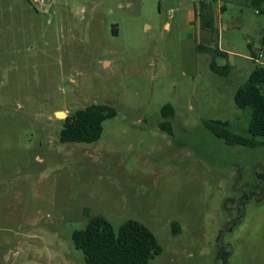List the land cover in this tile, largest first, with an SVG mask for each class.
I'll use <instances>...</instances> for the list:
<instances>
[{
	"label": "rangeland",
	"instance_id": "1",
	"mask_svg": "<svg viewBox=\"0 0 264 264\" xmlns=\"http://www.w3.org/2000/svg\"><path fill=\"white\" fill-rule=\"evenodd\" d=\"M199 43L228 52L227 75ZM257 64L264 4L249 0H0V264H86L72 234L94 214L147 225L163 248L149 264H264V144L204 123L250 136L234 95ZM92 103L117 110L100 140L62 142Z\"/></svg>",
	"mask_w": 264,
	"mask_h": 264
},
{
	"label": "trees",
	"instance_id": "2",
	"mask_svg": "<svg viewBox=\"0 0 264 264\" xmlns=\"http://www.w3.org/2000/svg\"><path fill=\"white\" fill-rule=\"evenodd\" d=\"M249 1L255 7L264 4V0ZM199 18L202 29L213 33L218 32L211 2L205 1L201 4ZM198 48L214 55L210 63V68L214 72L221 75H227L230 72L229 63L219 65L215 60V56L227 57L228 52L219 47L211 48L203 43H199ZM263 89L264 65L257 64L234 95L236 105L249 112L247 131L250 136L233 132L228 120H204L205 125L227 144L252 147L264 144V140L257 139L258 136L264 137ZM161 112L165 119L162 127H165L168 123L167 119L173 117L175 111L170 104H165ZM116 114V108L107 103H92L78 109L64 119L60 140L62 142H96L102 136L104 121ZM257 177L264 181V174L257 173ZM244 202L245 199L241 201L242 206ZM179 229L177 222H174V232L177 233ZM72 238L75 247L83 252L86 264H149L163 250L155 233L141 221L129 219L115 229L110 220L102 214L89 215L86 226L76 229Z\"/></svg>",
	"mask_w": 264,
	"mask_h": 264
},
{
	"label": "flooded vegetation",
	"instance_id": "3",
	"mask_svg": "<svg viewBox=\"0 0 264 264\" xmlns=\"http://www.w3.org/2000/svg\"><path fill=\"white\" fill-rule=\"evenodd\" d=\"M248 198H250V197H248ZM259 202V201H258ZM245 207V204L242 206V209ZM241 210V209H240ZM244 210V209H243ZM240 213V216H242V212H239ZM240 216H239V219H240Z\"/></svg>",
	"mask_w": 264,
	"mask_h": 264
},
{
	"label": "crops",
	"instance_id": "4",
	"mask_svg": "<svg viewBox=\"0 0 264 264\" xmlns=\"http://www.w3.org/2000/svg\"><path fill=\"white\" fill-rule=\"evenodd\" d=\"M216 15V14H215ZM216 20V19H215ZM216 26H217V22H216ZM218 27V26H217ZM204 30V29H203ZM205 31H207V32H210V31H208V30H205ZM222 50V49H221ZM264 91V90H263ZM242 218V216H240V219Z\"/></svg>",
	"mask_w": 264,
	"mask_h": 264
},
{
	"label": "bare ground",
	"instance_id": "5",
	"mask_svg": "<svg viewBox=\"0 0 264 264\" xmlns=\"http://www.w3.org/2000/svg\"><path fill=\"white\" fill-rule=\"evenodd\" d=\"M60 113V115H62V112H59Z\"/></svg>",
	"mask_w": 264,
	"mask_h": 264
},
{
	"label": "water",
	"instance_id": "6",
	"mask_svg": "<svg viewBox=\"0 0 264 264\" xmlns=\"http://www.w3.org/2000/svg\"><path fill=\"white\" fill-rule=\"evenodd\" d=\"M238 220V219H237ZM228 225V224H227Z\"/></svg>",
	"mask_w": 264,
	"mask_h": 264
}]
</instances>
